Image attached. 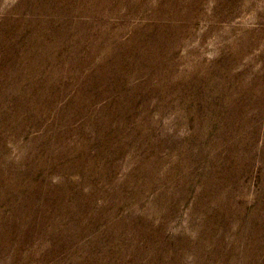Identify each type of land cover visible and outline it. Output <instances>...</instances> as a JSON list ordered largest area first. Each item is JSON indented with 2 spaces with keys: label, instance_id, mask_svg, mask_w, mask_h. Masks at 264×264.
<instances>
[{
  "label": "rangeland",
  "instance_id": "1",
  "mask_svg": "<svg viewBox=\"0 0 264 264\" xmlns=\"http://www.w3.org/2000/svg\"><path fill=\"white\" fill-rule=\"evenodd\" d=\"M0 264H264V0H0Z\"/></svg>",
  "mask_w": 264,
  "mask_h": 264
}]
</instances>
